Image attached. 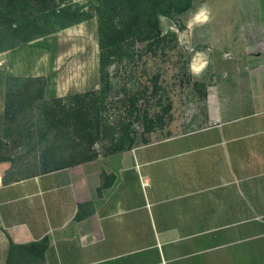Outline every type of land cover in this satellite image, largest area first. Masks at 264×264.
I'll use <instances>...</instances> for the list:
<instances>
[{"label":"rangeland","instance_id":"rangeland-1","mask_svg":"<svg viewBox=\"0 0 264 264\" xmlns=\"http://www.w3.org/2000/svg\"><path fill=\"white\" fill-rule=\"evenodd\" d=\"M258 50L264 0H0V175L202 127Z\"/></svg>","mask_w":264,"mask_h":264},{"label":"crops","instance_id":"crops-1","mask_svg":"<svg viewBox=\"0 0 264 264\" xmlns=\"http://www.w3.org/2000/svg\"><path fill=\"white\" fill-rule=\"evenodd\" d=\"M233 94L202 127L0 175V264H264V59Z\"/></svg>","mask_w":264,"mask_h":264},{"label":"trees","instance_id":"trees-1","mask_svg":"<svg viewBox=\"0 0 264 264\" xmlns=\"http://www.w3.org/2000/svg\"><path fill=\"white\" fill-rule=\"evenodd\" d=\"M107 27L105 26V27H103L102 26V28L100 29L101 30V32H103V31H105V29H106ZM110 28H111V26L110 27H108V31L105 33V35H107L108 34V32L110 31ZM101 35V34H100ZM105 35H103L102 36V40H103V38H105ZM100 40H101V37H100Z\"/></svg>","mask_w":264,"mask_h":264}]
</instances>
